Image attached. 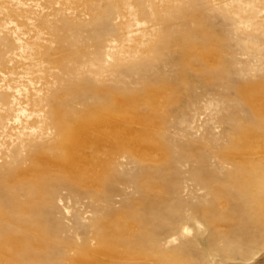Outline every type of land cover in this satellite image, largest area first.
I'll list each match as a JSON object with an SVG mask.
<instances>
[{
  "label": "rangeland",
  "instance_id": "1",
  "mask_svg": "<svg viewBox=\"0 0 264 264\" xmlns=\"http://www.w3.org/2000/svg\"><path fill=\"white\" fill-rule=\"evenodd\" d=\"M263 137L264 0H0V264H264Z\"/></svg>",
  "mask_w": 264,
  "mask_h": 264
},
{
  "label": "bare ground",
  "instance_id": "2",
  "mask_svg": "<svg viewBox=\"0 0 264 264\" xmlns=\"http://www.w3.org/2000/svg\"><path fill=\"white\" fill-rule=\"evenodd\" d=\"M124 122V117L112 112L107 117L102 116L96 124L85 119L78 122V126L65 129L72 141L70 167L74 170L79 169L82 157H87L90 166L94 168L97 163H101L106 159L107 148L110 144L117 145L128 142V138L122 135L121 125ZM88 148L91 149V152H89Z\"/></svg>",
  "mask_w": 264,
  "mask_h": 264
}]
</instances>
